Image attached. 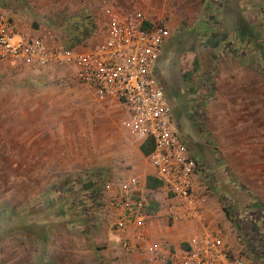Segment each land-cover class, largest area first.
Instances as JSON below:
<instances>
[{"label": "rangeland", "instance_id": "rangeland-1", "mask_svg": "<svg viewBox=\"0 0 264 264\" xmlns=\"http://www.w3.org/2000/svg\"><path fill=\"white\" fill-rule=\"evenodd\" d=\"M106 3L166 19L158 70L172 112L213 179L231 233L242 237L250 264H264V0ZM101 4L0 0L51 47L72 46L82 29L98 36ZM125 115L96 99L69 69L0 63V264H86V253L79 262L58 243L70 242L76 230L87 244L88 225L101 218L102 183L147 163L122 125Z\"/></svg>", "mask_w": 264, "mask_h": 264}, {"label": "built area", "instance_id": "built-area-1", "mask_svg": "<svg viewBox=\"0 0 264 264\" xmlns=\"http://www.w3.org/2000/svg\"><path fill=\"white\" fill-rule=\"evenodd\" d=\"M100 1L105 19L96 41L69 47H51L40 36L19 32L9 10H0V60H20L44 69L70 67L98 99L122 106L126 113L122 125L132 139L152 144L146 155L148 176L161 182L158 189L149 190L138 175L126 174L104 181L100 190V214L120 233L127 251L153 244L150 250L170 264H250L238 232V248L222 232L196 233L178 248L153 241L146 233L159 209L170 223L204 221L214 182L190 152L160 80L161 53L169 37L166 19L154 22L141 11L124 12ZM153 202L159 208L151 212Z\"/></svg>", "mask_w": 264, "mask_h": 264}, {"label": "crops", "instance_id": "crops-1", "mask_svg": "<svg viewBox=\"0 0 264 264\" xmlns=\"http://www.w3.org/2000/svg\"><path fill=\"white\" fill-rule=\"evenodd\" d=\"M2 9L9 10L13 18V21L16 25V28L19 32L23 33L24 30L29 35L40 36L43 39L46 38L38 30L33 29L30 21L24 18L22 15H20V13H16L9 8L0 7V10ZM86 31L89 33L86 36L85 40L76 38L72 46L74 45L79 46L81 42L89 44V43H94L96 41L98 36L94 32V30H86ZM6 62L13 63L14 65L22 67L26 71L39 69L38 67H35L28 62H23L20 60H5V61L0 60V63H6ZM54 68L69 69L72 71V74H74L73 70L68 66L50 67L48 69L52 70ZM80 83L84 85L86 88H88V90L92 91L95 98L98 99L90 86L82 82ZM104 102H112V104H116L117 106L122 108V106L115 101H104ZM134 141L136 142V140ZM137 143H138L137 147L142 151V144L139 143L138 141ZM146 160L147 163L144 164V166L142 165L133 166L130 169H127L125 172L119 174V176H115L114 178H110L109 180L121 178L126 174H133V175H138L142 180L143 184L146 185L148 170H149V162L147 157ZM260 173L261 172L257 171L256 177H259L262 174L264 178V171H262L261 174ZM211 194L212 195L209 199V202L207 206L204 208V212L206 216L204 221L202 222L179 221V222L170 223L168 222V219L164 216L163 209H159L160 212L155 213L153 217L148 221L147 226L145 228L146 233L150 236L151 240L153 241L164 240L167 243L166 246H169L171 248H178L180 246L185 245L182 244V242L189 239L192 235L196 233L206 230L213 232H222L227 236L231 244L235 248H238L237 238L235 234L231 233V230L233 229L232 221L229 220L228 214L225 211L224 206L220 204V202L218 201V198L213 193ZM96 199L97 197L94 200ZM154 199L161 201L162 197L160 196ZM92 223H94V225L93 226L88 225L86 229V231L88 232L89 242L87 244L81 245L80 238H78L79 237L78 231L72 230L71 232L72 237L70 242L68 239H64L60 243H58L60 245L57 247L62 252V254H66L68 252H70L73 255L75 254V257L78 258L80 262L81 256H83L86 253L85 255L88 256L87 261H83V263L86 264H170L169 262H165L164 260L158 258L157 255L150 250V246L153 244H140L138 248H135L131 251H127L126 248L123 247V244H121L120 233L117 230L111 228L108 225L107 221L102 216L101 218L100 217L97 218L96 221L94 219ZM36 238H37L36 240H38V237ZM39 243L55 244L49 241L44 243L42 239ZM30 244H32V240L30 241ZM259 244L262 243L260 242ZM56 258L58 261L59 257L56 256ZM58 263L60 264L61 262L58 261Z\"/></svg>", "mask_w": 264, "mask_h": 264}, {"label": "trees", "instance_id": "trees-1", "mask_svg": "<svg viewBox=\"0 0 264 264\" xmlns=\"http://www.w3.org/2000/svg\"><path fill=\"white\" fill-rule=\"evenodd\" d=\"M207 31L208 30L205 29L203 32L204 33L205 32L207 33ZM88 33L89 32H87L85 29H82L81 32L78 34V36L76 38H80V39L85 40V38L88 35ZM151 149H152V144H150V143H144L142 145V151H143V153L145 155H148L151 152ZM160 184H161V182L157 178H155V177H153L151 175H149L147 177L146 186H147L148 189L156 190V189H158V187L160 186ZM158 208H159L158 203L153 202L152 203V206L150 207V211L151 212H154V211L158 210Z\"/></svg>", "mask_w": 264, "mask_h": 264}]
</instances>
